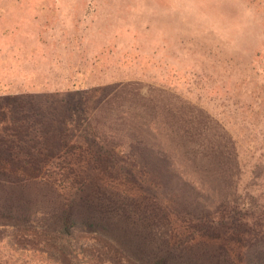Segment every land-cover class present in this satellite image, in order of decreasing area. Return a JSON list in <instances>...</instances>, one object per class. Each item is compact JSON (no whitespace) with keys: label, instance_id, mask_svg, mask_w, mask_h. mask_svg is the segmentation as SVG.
I'll list each match as a JSON object with an SVG mask.
<instances>
[{"label":"rangeland","instance_id":"rangeland-1","mask_svg":"<svg viewBox=\"0 0 264 264\" xmlns=\"http://www.w3.org/2000/svg\"><path fill=\"white\" fill-rule=\"evenodd\" d=\"M71 76L83 78L86 120L102 102L127 116L103 131L106 172L68 124L55 171L59 181L68 166L74 174L61 185L90 171L107 191L163 212L170 240L221 244L229 259L242 244L191 225L215 227L260 188L256 210L235 217L249 244L264 238V0H0V113L27 112L32 95L64 97ZM146 128L162 154L140 147Z\"/></svg>","mask_w":264,"mask_h":264},{"label":"trees","instance_id":"trees-1","mask_svg":"<svg viewBox=\"0 0 264 264\" xmlns=\"http://www.w3.org/2000/svg\"><path fill=\"white\" fill-rule=\"evenodd\" d=\"M82 79L69 77L64 97L36 94L27 112L11 104L7 108L11 116L0 113L3 129L8 131L0 136V264H264V238L249 244L241 236L246 224L236 219L256 210L260 188L252 196L251 191L244 193L237 209L215 227L191 225L207 240L222 236L242 244L236 257L229 259L221 244L209 242L202 250L170 240L161 221L163 212L146 203L141 206L139 199L107 191L92 180L90 171L82 170V183L76 187L61 185L74 174L68 166L59 181L55 171L61 147H70L68 124L85 141L94 166L106 172L111 145L103 131L116 130L124 116L102 102L86 120V106L77 95ZM158 111L152 107L148 115L161 124L157 116L163 114ZM143 131L140 147L154 144L155 152L162 154L153 135L147 128ZM94 136L98 141L94 142ZM147 210L154 214L147 216Z\"/></svg>","mask_w":264,"mask_h":264}]
</instances>
